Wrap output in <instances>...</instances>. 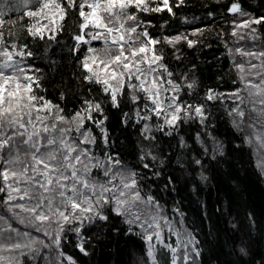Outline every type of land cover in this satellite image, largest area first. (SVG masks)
<instances>
[{"label":"snow or ice","instance_id":"snow-or-ice-1","mask_svg":"<svg viewBox=\"0 0 264 264\" xmlns=\"http://www.w3.org/2000/svg\"><path fill=\"white\" fill-rule=\"evenodd\" d=\"M245 154L264 0H0V264H264Z\"/></svg>","mask_w":264,"mask_h":264},{"label":"trees","instance_id":"trees-1","mask_svg":"<svg viewBox=\"0 0 264 264\" xmlns=\"http://www.w3.org/2000/svg\"><path fill=\"white\" fill-rule=\"evenodd\" d=\"M255 156H252L249 160L248 155L245 154L237 165L239 169V175L244 178V184L246 187V198L250 204L259 211L264 208V175L259 173V170L255 168ZM206 196V194H205ZM215 196V193L213 194ZM254 236H258L257 233H253ZM253 252H264V242L253 243ZM230 251V247H225V252ZM235 256H221V260L235 259ZM259 255L256 256L257 264H259Z\"/></svg>","mask_w":264,"mask_h":264}]
</instances>
